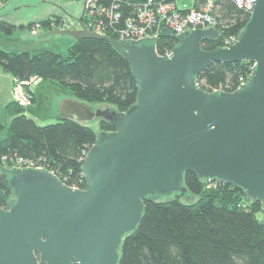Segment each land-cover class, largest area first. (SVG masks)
<instances>
[{"label":"water","instance_id":"1","mask_svg":"<svg viewBox=\"0 0 264 264\" xmlns=\"http://www.w3.org/2000/svg\"><path fill=\"white\" fill-rule=\"evenodd\" d=\"M85 4L10 0L0 9V18L11 24L48 14L74 18L79 29L54 27L35 37L103 40L120 53L137 88L136 103L125 112L53 96L50 114L87 126L104 120L116 130L100 132L88 148L80 166L84 189L45 169L0 166L12 192L0 207V264H117L121 240L140 221L143 200L186 194L185 172L236 185L250 202L264 204V0H248L249 20L228 47L202 49L203 41L219 36L212 27L178 35L161 28V37L176 43L168 56L157 54L155 37L115 40L87 30ZM236 62L252 64L236 90L208 92L198 85L196 76L210 63Z\"/></svg>","mask_w":264,"mask_h":264},{"label":"trees","instance_id":"2","mask_svg":"<svg viewBox=\"0 0 264 264\" xmlns=\"http://www.w3.org/2000/svg\"><path fill=\"white\" fill-rule=\"evenodd\" d=\"M145 1L98 0L122 16L130 15ZM205 1L194 0L193 7H201ZM7 2L0 0V6ZM216 5L220 36L203 41L201 47L205 51L222 48V37L239 35L250 16L232 0H217ZM59 19L49 16L18 26L1 20L0 32L8 37L16 30L31 31L35 24L39 29L50 31L53 22ZM106 34L115 38L111 32ZM175 44L171 39L160 37L156 49L162 54L165 48L172 49ZM251 66L249 62L210 63L196 76V81L208 92L226 84L235 87L239 77H246ZM0 67L18 80L36 76L71 98L104 103L118 112H125L136 103L137 88L129 66L103 40H72L66 55L54 51L53 42L44 46L36 43L33 50L0 48ZM25 109L14 100L4 106L12 117L0 123V166L12 167L9 160L2 159L10 155L41 159L46 169L53 171L67 186L84 189L80 173L84 152L96 142L100 132L111 133L116 127L99 120L96 133L87 125L61 117L55 123L40 126L25 114ZM212 183L185 172L181 186L196 196L194 202H182L180 196L184 194H173L166 200L145 198L140 221L121 240L117 264H264V219L256 217L264 213V204L250 202L236 185ZM0 191L4 193L0 207H5L12 192L1 174Z\"/></svg>","mask_w":264,"mask_h":264},{"label":"built area","instance_id":"3","mask_svg":"<svg viewBox=\"0 0 264 264\" xmlns=\"http://www.w3.org/2000/svg\"><path fill=\"white\" fill-rule=\"evenodd\" d=\"M63 1V0H55ZM178 0H146L140 6L136 7L135 11L128 16H122L120 12L115 11V8H111L102 5L98 0H86L84 14L82 16V23L84 27L95 33L106 35V32H111L115 35V40H139L142 38L155 37L156 41L161 37V28H166L172 34L178 35L186 29H203L205 27H212L219 32L218 26L220 21L216 15L217 0H206L204 4L199 8H181L176 4ZM239 8L244 9L250 14V7L248 0H232ZM52 28L56 27L60 30H73L79 29L78 22L74 18H60L57 22H53ZM39 26L35 24L30 31L33 35L37 33ZM220 36V32H219ZM219 36L217 38H219ZM239 35H228L222 37L223 47L232 45ZM171 49L165 48L163 53L156 52L160 56H168V52ZM250 72L246 77H239L238 83L235 87L224 85L219 90L221 92H230L236 90L240 84H243ZM40 80L36 76L30 77L28 80H18L13 78V94L14 101L21 107L26 108L32 102L31 88ZM213 90V92L215 91ZM86 152H84V155ZM3 160H9L12 164L10 168L20 169H46L41 162V159L34 160L24 158L20 156H7L3 157ZM50 171V170H48ZM51 173L55 174L53 171ZM82 177V176H81ZM212 184L215 185L214 181ZM76 188L75 186H70Z\"/></svg>","mask_w":264,"mask_h":264},{"label":"rangeland","instance_id":"4","mask_svg":"<svg viewBox=\"0 0 264 264\" xmlns=\"http://www.w3.org/2000/svg\"><path fill=\"white\" fill-rule=\"evenodd\" d=\"M66 1H75V0H63V2H66ZM176 4L178 5V7H181V8L184 7V8L188 9V8L193 7L194 0H178L176 2ZM50 15H52V14H48L47 18ZM52 16H57L59 18H67V19L72 18V17L56 15V14H53ZM18 32H19V30H16L14 33L16 34ZM39 32H47V31L40 29ZM31 38H33L34 40H30V41H36L40 38L43 40H47V41H44V43L46 45L50 44V42H53V50L62 54V55H66L67 48L72 41V39L68 36H58V35H53V36L46 37V38L45 37H39L38 38V37L32 36ZM48 40H50V41H48ZM30 41L25 42L24 46L22 48H19V50H23V49L33 50V49H35V47H36L35 42H30ZM33 87L35 89V100L33 102H31L28 105V107H26L25 114L28 117L33 118L35 120V122L40 126L52 124V123L59 121L58 117H60V116H55V115L50 114L48 107H49V104H50L53 96L58 94V93H63V92L60 89H58L55 85H52L49 82H47L45 80H41V79L38 80L36 82V85H34ZM4 88H5V85H4ZM13 90H14V87L12 84L11 89H10V97L12 100L14 99ZM63 94L68 95L66 93H63ZM5 117L8 118V117H12V116L10 114H8L6 110H4L3 116L0 115V123L5 122L3 120V119H6ZM89 127L92 128L96 133H98L99 132L98 119L96 120V122L93 126H89ZM171 197H173V194H170V196L168 198L160 197V198H156V199L157 200H166V199H170ZM196 199H197L196 196H194L191 193H186V194L180 196V200L182 202H185V203L194 202ZM256 217L260 218V219H264V213L261 212V213L257 214Z\"/></svg>","mask_w":264,"mask_h":264},{"label":"crops","instance_id":"5","mask_svg":"<svg viewBox=\"0 0 264 264\" xmlns=\"http://www.w3.org/2000/svg\"><path fill=\"white\" fill-rule=\"evenodd\" d=\"M9 2H10V0H8V2L6 4H8ZM5 5L0 6V9L3 8ZM52 15H50V16H52ZM1 20L2 19L0 18V21ZM42 20H44V19H42ZM29 22H34L35 23V22H39V21H28V22H26L24 24H13V25H15V26L26 25ZM27 31H26V29L25 30H21L18 33H16V34L14 33L13 35L8 36V37L4 36L0 32V48H4V49H7V50H19V48H22L24 46L25 42L30 41V40H34L31 37L35 36V35H33L29 30H27ZM39 31H40V29L37 32H39ZM40 39H38L36 41H30V42H35V44L37 43L38 45H43V46L46 45L43 42V39H41L42 41ZM23 50H25V49H23ZM12 84H13V76H11L10 74H8L5 71H3V69L0 67V115H2V116L4 114V106L7 103L12 101V99L10 97V89H11V85ZM4 85H5V88H4ZM31 91H32V96L35 97V89H34L33 86L31 88ZM3 120L5 122H7V118L3 119Z\"/></svg>","mask_w":264,"mask_h":264},{"label":"flooded vegetation","instance_id":"6","mask_svg":"<svg viewBox=\"0 0 264 264\" xmlns=\"http://www.w3.org/2000/svg\"><path fill=\"white\" fill-rule=\"evenodd\" d=\"M60 107V106H59ZM58 111H60V109L58 110ZM61 117V116H60Z\"/></svg>","mask_w":264,"mask_h":264}]
</instances>
